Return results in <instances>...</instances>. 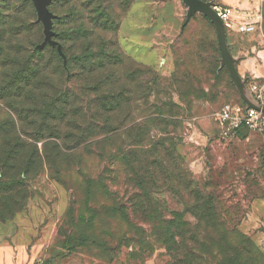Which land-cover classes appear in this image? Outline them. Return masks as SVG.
Returning <instances> with one entry per match:
<instances>
[{
	"label": "trees",
	"instance_id": "trees-1",
	"mask_svg": "<svg viewBox=\"0 0 264 264\" xmlns=\"http://www.w3.org/2000/svg\"><path fill=\"white\" fill-rule=\"evenodd\" d=\"M21 2L8 4L0 22V99L15 110L14 116L6 112L0 118V195L17 192V201L24 203L26 181L41 165H48L57 176L74 160L91 218L95 211L89 204L96 190H108L102 176L122 175L133 191L129 199L133 215L149 224L170 264H263L264 253L237 229L218 197L194 182L183 164L176 149L178 104L158 100L149 105L156 81L147 78L150 70L124 55L114 39H102V30H119L121 23V15L113 17L109 10L108 0L51 1L49 9L66 8L59 15L62 21L53 19L52 25L65 28H57L53 37L61 49L43 44V25L36 20L31 0ZM119 3L124 14L132 0ZM200 38L194 34L183 43L184 55L172 75L179 98L189 109L193 105L189 97L203 96L202 84L214 77L211 66L202 67ZM103 41L109 45H100ZM214 51L220 57L218 46ZM199 70L204 80H194ZM154 128L157 131L151 133ZM85 155L103 163L96 179L90 169L81 167ZM165 191H171L181 209H171L157 198ZM105 210L128 222L121 203ZM82 229L77 238L69 236L80 240L72 248L95 242L92 226Z\"/></svg>",
	"mask_w": 264,
	"mask_h": 264
},
{
	"label": "rangeland",
	"instance_id": "rangeland-1",
	"mask_svg": "<svg viewBox=\"0 0 264 264\" xmlns=\"http://www.w3.org/2000/svg\"><path fill=\"white\" fill-rule=\"evenodd\" d=\"M51 1L47 4L51 25L46 33L45 23L39 19L34 0H31L36 20L43 25L44 39L48 38L46 43L61 49L53 37L55 30L63 25H52L53 19H61L59 15L66 8L54 6L49 9ZM108 2L113 17L121 15V23L119 30H102V39H114L124 55L150 70L147 78L154 77L156 81L153 83L154 91L148 96L149 105L158 100H170L178 104L174 112L179 114L181 124L176 149L190 177L199 187L218 197L231 220L236 222L237 229L247 235L263 253L252 234L243 231L240 224L246 217L247 201L264 198V135L243 131L240 139L233 141L220 139L217 134L216 113L225 104H240L241 96L230 71L221 63V54L219 57L214 51L218 42L209 17L198 11L188 14L183 0H180L183 7L178 0H132L128 12L124 14L121 7H117L119 0ZM11 3L19 6L22 2L0 0V22L4 20L8 4ZM260 11L263 15L260 28L241 41L242 46L254 44V48L246 55L240 53L234 66L246 56L256 57L259 52L264 53V1ZM135 31H144L143 38L149 44L133 45L131 34ZM194 34L201 36L198 43L205 58L202 67L211 66L214 77L208 80L207 84L210 85L202 84L203 96L189 97L193 104L189 109L179 98L172 75L184 55L183 43L190 42ZM153 41L157 44L166 43V47L160 50L158 45L152 44ZM102 43L109 45L105 41L99 44ZM157 52H161V58L165 59L159 60L162 62L159 68L141 62L147 60L153 64ZM203 77L200 70L195 71L194 80ZM259 80L264 85V75ZM189 93L196 95L199 92L190 90ZM14 111L0 99V118L6 112L14 116ZM156 131L154 128L151 133ZM190 136L193 139H189ZM23 137L29 142L33 141L25 135ZM37 146L41 148L42 142H37ZM67 164L69 170L66 167L63 174L57 176L48 165H41L37 174L26 181L28 196L24 203L17 201V192L0 195L8 203L2 204L0 200V264H37L38 259L44 264H170V256L149 231V224L133 215L129 202L133 191L127 188L122 175L108 177L102 173L112 196H108V190H96L89 204L95 211L91 218L92 211L87 209L76 161L71 160ZM81 167L90 169L88 173H92L96 179L103 163L98 158L93 160L85 155ZM157 198L164 200L171 209L182 208L171 191H165ZM114 202L123 205L128 222L105 210L106 206ZM187 217L192 220L191 216ZM88 225L92 226L90 233L96 235L95 242L72 248L71 245L80 240L76 242L69 236L77 238L84 231L82 228Z\"/></svg>",
	"mask_w": 264,
	"mask_h": 264
},
{
	"label": "crops",
	"instance_id": "crops-1",
	"mask_svg": "<svg viewBox=\"0 0 264 264\" xmlns=\"http://www.w3.org/2000/svg\"><path fill=\"white\" fill-rule=\"evenodd\" d=\"M178 1H179V4L183 7L180 0H178ZM200 1H202L204 3H206V2L210 3L211 5L218 4V5H222V6H238L242 9L248 11L249 13L253 14V13H257V11L261 10V3L264 0H200ZM183 2H184V0H183ZM184 4H185L187 13L190 11H192V12H196V11L202 12L203 11L202 6L198 2V0H186V2H184ZM214 29H215V26H214ZM215 33H216V30H215ZM252 34L253 33L240 34V33L231 32L228 35H226V39H225L226 45H227L228 51H229V53L232 56L234 61L236 60L237 56H239L240 53L246 55V53H248L250 50H253L254 44L247 46V47L241 45V41H244L245 38H247V36L252 35ZM131 35H132L133 45L142 46V45H148L149 44L146 41V39L143 38V36L145 35L144 31H135ZM152 44L158 45L157 47H160V50H163V47L164 48L166 47V43L157 44V43H154V41H153ZM233 44L235 46H233ZM233 47H237V49H234ZM157 51H159V50H157ZM159 60H165V59L161 58V52H159V53L157 52V56H156L153 64L147 60H142V61L139 60V61L144 62V63L149 64V65H152L155 68H159V66L162 64V62ZM235 69L237 71L238 76L242 80H245L246 77H255L257 79H260V76L264 75V53L259 52L258 56H256V57L246 56V58H243L239 63H236ZM243 83H244V81H243ZM244 88H245V90H247V86L245 83H244ZM216 128H217V134H218V127H216ZM243 131H248V130H246V129L240 130L237 136L232 137L229 140L236 141V140L240 139L241 133ZM248 132L251 133V131H248ZM189 139H193V137L190 136ZM194 141H196V140H194ZM187 142H189V141H187ZM195 143H197V141ZM245 208L247 209L246 217L242 221V223L240 224V227L243 231L252 234L254 241L260 246V248L262 249V251L264 253V198L256 199L254 201L248 200L247 204L245 205Z\"/></svg>",
	"mask_w": 264,
	"mask_h": 264
},
{
	"label": "built area",
	"instance_id": "built-area-1",
	"mask_svg": "<svg viewBox=\"0 0 264 264\" xmlns=\"http://www.w3.org/2000/svg\"><path fill=\"white\" fill-rule=\"evenodd\" d=\"M212 11L222 23L225 34L231 32L240 34L254 33L261 26L262 13H249L238 6L211 5ZM247 86L248 99L252 104H225L215 115L220 139H230L246 129L264 135V85L259 79L250 77L243 80ZM37 264H44L38 259Z\"/></svg>",
	"mask_w": 264,
	"mask_h": 264
},
{
	"label": "water",
	"instance_id": "water-1",
	"mask_svg": "<svg viewBox=\"0 0 264 264\" xmlns=\"http://www.w3.org/2000/svg\"><path fill=\"white\" fill-rule=\"evenodd\" d=\"M49 2H50V0H34V5L36 7V10L38 11L39 19H42L45 23L46 29L44 31L46 33H47V31L51 25V15L47 11V4ZM184 2H186V0H184ZM198 2L202 6V9H203L202 13L205 14L206 16H208L209 19L211 20V22L215 26L218 47H219L220 54H221V63L224 66H226L228 68V70L230 71V74L232 76V80L235 84V87L237 88V90H238L241 98L243 99V101H245L248 104H252L250 102V100L248 99L247 90H245V88H244L243 80L240 79V77L237 74V71H236L235 66H234V60L228 51V48L226 45V40H225L226 34L224 32L222 23L217 18L215 13L212 11L210 3H207V2L204 3L200 0H198ZM191 12L192 11L188 12V14ZM47 41H48V38L45 37L43 44H45Z\"/></svg>",
	"mask_w": 264,
	"mask_h": 264
}]
</instances>
